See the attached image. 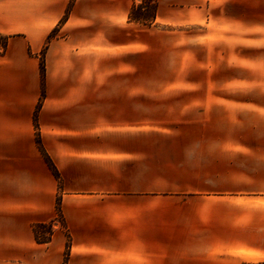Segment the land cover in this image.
<instances>
[{
	"label": "crops",
	"instance_id": "obj_1",
	"mask_svg": "<svg viewBox=\"0 0 264 264\" xmlns=\"http://www.w3.org/2000/svg\"><path fill=\"white\" fill-rule=\"evenodd\" d=\"M0 38V264L264 262V0H0Z\"/></svg>",
	"mask_w": 264,
	"mask_h": 264
},
{
	"label": "rangeland",
	"instance_id": "obj_2",
	"mask_svg": "<svg viewBox=\"0 0 264 264\" xmlns=\"http://www.w3.org/2000/svg\"><path fill=\"white\" fill-rule=\"evenodd\" d=\"M2 38H0V41ZM213 99L210 100L209 107H206L207 99L205 92L189 95H180L177 104L170 106L171 115H180L182 119H225V76L214 77ZM191 106L187 107L188 104ZM264 119V115L262 117ZM198 162L225 164V155H215L206 157L199 155Z\"/></svg>",
	"mask_w": 264,
	"mask_h": 264
},
{
	"label": "trees",
	"instance_id": "obj_3",
	"mask_svg": "<svg viewBox=\"0 0 264 264\" xmlns=\"http://www.w3.org/2000/svg\"><path fill=\"white\" fill-rule=\"evenodd\" d=\"M137 10L138 9H136V7H135L133 9V12H132V16L135 19H137V18L139 19L140 18V13H138ZM1 40L2 41H0V46L3 48V50H5V48L7 46L8 39L7 38H2ZM41 72H42V82L44 84L45 68H44L43 59L41 60ZM43 94H44V89H43ZM35 124H36V126H38L37 114H35ZM37 143L39 145V148L43 152L48 164L50 165V167L52 168L54 173L59 177V173H58L57 168L55 167L53 161L48 156V154L45 152V150H44V148L42 146V142H41V138H40L39 133L37 134ZM57 213H58V220L60 222L64 223L62 207H61V197L60 196L57 199ZM34 230H35V234H36L37 240H39L41 242H48L52 238V234H53V226H52V224L36 225L34 227ZM68 255H69V252H68V247H67V251H66V255H65V264L67 262ZM248 264H264V262L248 263Z\"/></svg>",
	"mask_w": 264,
	"mask_h": 264
}]
</instances>
